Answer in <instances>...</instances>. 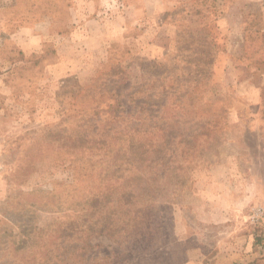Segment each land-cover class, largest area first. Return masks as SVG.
Listing matches in <instances>:
<instances>
[{"label":"rangeland","instance_id":"374dc122","mask_svg":"<svg viewBox=\"0 0 264 264\" xmlns=\"http://www.w3.org/2000/svg\"><path fill=\"white\" fill-rule=\"evenodd\" d=\"M207 174L264 189V0H0V264H264Z\"/></svg>","mask_w":264,"mask_h":264},{"label":"crops","instance_id":"0c3cea01","mask_svg":"<svg viewBox=\"0 0 264 264\" xmlns=\"http://www.w3.org/2000/svg\"><path fill=\"white\" fill-rule=\"evenodd\" d=\"M214 169H212V171H214ZM224 173H226V171ZM228 180L224 179L223 181L222 179H216L214 177H211L209 174H207V176L204 177V182L202 183V192L205 190V188L207 190L206 192L205 191L203 192L204 197L207 196L209 200L211 198L214 202L219 201L220 203H223L222 206L221 205L219 206V202H218L217 207H215V211L211 213V214H215L216 211H220L219 214L221 215L220 219H224L222 213L224 212H226V214H228L229 212L233 213V211L236 209L235 207L237 206V204L242 202H244L243 204H247L251 200L254 199L257 200V196L262 197L263 196L262 192H264V189L261 188L260 185H258L257 183H254V187L252 188H248L249 185L245 183L242 186V190H241L242 197L240 198L239 201L238 198L236 199V193L233 191V188L229 190V188L227 187ZM230 185L232 186V182H230ZM252 190L255 191V194H253V192L248 193ZM235 201H237L238 203L237 204L234 203ZM260 206L263 205L260 204ZM216 219L217 218H214L213 221H216Z\"/></svg>","mask_w":264,"mask_h":264},{"label":"built area","instance_id":"2783aa9c","mask_svg":"<svg viewBox=\"0 0 264 264\" xmlns=\"http://www.w3.org/2000/svg\"><path fill=\"white\" fill-rule=\"evenodd\" d=\"M254 214H255L254 217L262 216L264 214V208L262 206H258L257 208H255Z\"/></svg>","mask_w":264,"mask_h":264}]
</instances>
